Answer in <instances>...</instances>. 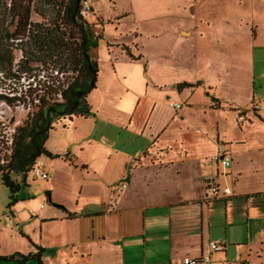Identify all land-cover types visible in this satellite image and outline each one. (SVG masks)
<instances>
[{"label": "crops", "instance_id": "crops-1", "mask_svg": "<svg viewBox=\"0 0 264 264\" xmlns=\"http://www.w3.org/2000/svg\"><path fill=\"white\" fill-rule=\"evenodd\" d=\"M188 35L191 37L192 33ZM215 54L218 60L223 56L219 51ZM141 56L134 62L120 58L112 65L104 51L103 62L108 69H105L106 81L98 82L96 78L94 89L98 91L91 89L87 93H90L87 104L90 115L74 116L68 127L61 129L68 139L78 136L74 148L78 157L66 147L60 150L45 147L67 158H48L53 176L46 179L48 191L44 202L39 204L37 213L31 215L33 229L17 227L21 236L19 246L8 252L0 246V256L33 254L37 246L43 249L42 264H183L184 258L201 256H208L210 261L212 253L208 245L213 242L210 239L213 216L214 219L224 212L228 219V214L233 212L231 202L245 201L242 215L246 222L259 218V210L251 203L264 195V179L255 170L258 168L253 163L255 157L239 156L237 146H244L247 141L244 135L233 139L234 144L229 142L228 148V137L218 123L214 133L213 128L210 129L211 112L223 114L224 110L218 98L211 96V87L204 88L206 99L197 95L204 102L210 100L203 113L207 121L198 126L205 134L197 137L194 134L191 142H180L189 132L186 127L191 124L190 109L181 106L175 110L169 104H180L182 89L201 88L204 82H184L185 86L178 90L171 88L170 81L176 77L179 81L185 75L198 78L202 73L179 68L184 63L178 65L177 61H183L184 53L177 52L174 62L168 65L159 61L164 58L162 55L157 56L155 65ZM135 72L137 76H133ZM218 76L221 83L223 76ZM97 92L101 95L99 100L94 99ZM193 93H187L188 100ZM164 101L168 102V107ZM139 114L143 118L140 122ZM99 122L125 129L148 146L134 153L117 148L115 140L107 134L95 132L94 127ZM239 128L243 134L244 125ZM53 131L58 132L57 129L50 132ZM47 139L49 142V135ZM218 145H222L231 161L227 168L212 162ZM262 152L264 156V148ZM77 159L82 160L81 164L76 165ZM208 161L213 166L208 165ZM113 162L121 167V179L127 185L114 187L104 182L109 181ZM127 165L129 174L125 177ZM71 166L80 169L76 183L72 181ZM59 167L64 169L63 174L58 173ZM204 181H213L220 189H229L231 194L218 199L207 198ZM221 181H232V187L222 185ZM219 203H224V209L221 210ZM263 240L264 233H258L252 243H239L236 247L240 251L246 248L247 256L251 247L257 249L255 255L259 260ZM225 249L226 245L218 252ZM239 264L249 263L242 260Z\"/></svg>", "mask_w": 264, "mask_h": 264}, {"label": "rangeland", "instance_id": "rangeland-1", "mask_svg": "<svg viewBox=\"0 0 264 264\" xmlns=\"http://www.w3.org/2000/svg\"><path fill=\"white\" fill-rule=\"evenodd\" d=\"M32 5L41 4L33 0ZM92 6H94V12L83 21L88 33L98 38V46L91 48L87 54L90 63L96 64L97 70L99 68L96 76L98 82L106 81L104 75L107 67L103 62L104 51L109 55L112 65L120 58L134 62L127 56L124 47H128L134 58L143 55L152 63L154 62V65L159 55L164 56L159 61L168 65L174 62V55L177 52L184 53L183 61H177L178 65L181 62L184 63L179 68L184 67L187 71L202 73V75L198 78L185 75L179 81L177 77L173 78L170 81L171 88L176 89L178 84H184V82L194 84L198 80L203 81L204 85L201 88L182 89L180 105L182 109H190L191 124L186 127L189 132L184 134L180 142H191L195 137L205 134L198 126L207 121L203 118V113L206 111L205 106H209L210 100L207 99L204 102L197 95L199 93L200 97L206 99L204 88L211 87V96L218 98L224 110H222L223 114H219L221 111L211 112L210 129L213 128L211 130L214 133L218 123L219 129H222L228 137L226 142L228 148L229 142L234 144L233 139L244 135L247 141L244 146H237L240 149L239 156L243 159L255 157L253 163L258 167L255 170L259 171L260 177L264 179L262 152L264 148V0H94ZM45 9V17L31 12L32 24L28 27V34L10 42V45H13L14 55L12 73L14 74L18 64L24 60L25 53L37 55L42 60L48 59V61L44 64L28 63L25 68L28 70L24 74L15 73V78L9 79L5 77L9 73L8 68L1 67L4 69L0 74V95L14 100L9 105L0 101V165L5 163L4 156L11 153L12 144L10 145L9 141L10 139L13 141L19 127L32 120L40 121L41 119L36 117L37 113L41 111L45 117L48 107L54 110L50 112L63 111L62 106H57V104L65 103L59 91L66 89L70 84L79 82L81 71H83L79 65L76 66L81 70L79 73L73 70L74 63H79V57L73 51V44L77 40L68 39V37H70V31L76 34V29H71L63 23L60 26L56 23L54 28L56 12L53 9L55 8L48 5ZM7 23L8 21L5 26ZM14 26L9 27V30H14ZM55 29L59 31L58 33L63 32L64 38L68 39L69 44H66L65 48L52 51L46 46L35 45L31 40L32 36L42 33L44 35L45 30L52 32ZM189 32L192 33L191 37L188 35ZM215 51L222 52L221 59L216 58ZM50 54L53 58H48ZM135 75L137 76L136 72L133 76ZM218 75L223 76L221 83L218 82L220 78ZM130 80L134 81L133 78ZM41 88L49 89L46 95L47 104L43 108L34 99V96L41 95L42 92L39 91ZM96 91L98 88L94 89V92ZM191 91H194L193 97L188 100L186 95L188 92L190 95ZM97 93L94 94V99L99 100L101 95ZM124 97L126 98L127 95ZM88 98L90 93L85 98L87 104ZM163 103L168 107L167 101ZM121 105L126 107L125 104ZM51 116L49 142L47 139L45 147L53 150L66 147L76 155L74 148L77 147L78 136L68 139L61 129L67 128L69 121L79 115ZM142 119V114H139L138 121ZM239 125H244L243 134L240 133ZM56 129L58 132H50ZM94 130L107 134L115 140L117 148L130 153L148 146L142 139L133 136L125 129L106 126L99 122ZM48 161L47 157L41 155L32 168H39L50 178L53 176V171ZM81 162V159H77L76 165ZM208 165L213 166L209 161ZM120 169L119 164L113 162L109 181L104 182L114 187L121 184L127 185L121 179ZM222 169L220 166V172ZM71 170L74 172L72 181L76 183L80 169L71 166ZM57 171L59 174L64 173L61 167L57 168ZM128 172L129 165L125 167L123 176L127 177ZM11 179L20 183L22 181L21 176L13 174ZM25 181L27 186L21 183V189L17 193L19 201L9 206L11 193L2 184L0 175V246L5 252L19 246L18 238L21 236L18 228L33 229L30 224L31 215L37 213L38 206L44 202L45 192L48 191V180L34 179L30 172ZM221 184L232 187V181H221ZM45 204L47 207L48 203ZM218 205L221 210L224 209V203ZM245 205V201H232L230 208L233 212L228 214V219H225L224 212L222 216L215 215L214 219V216L212 217L210 239L214 243L225 241L226 249L225 252H213L209 256L210 261L205 264H239L242 260L248 261L249 264H264V247H261L263 253L260 254L259 260L255 255L257 249L251 247V252L247 256L246 248L240 251L236 247L239 243H252L258 233H264V195L251 203L252 207L259 210L260 216L257 220L246 222V218L242 215ZM26 264L37 263L30 261Z\"/></svg>", "mask_w": 264, "mask_h": 264}, {"label": "trees", "instance_id": "trees-1", "mask_svg": "<svg viewBox=\"0 0 264 264\" xmlns=\"http://www.w3.org/2000/svg\"><path fill=\"white\" fill-rule=\"evenodd\" d=\"M81 1V0H80ZM41 5L33 6V0H0V74L2 66H6L8 68V72L5 77L6 78H15V73L24 74L26 72V64L28 63H41L44 64L48 59H41V57L37 55H28L24 54V60L18 64L16 70L13 71V52L12 46L10 45L11 41H15L17 37H24L28 34V27H31L30 15L31 12L45 17V8L46 6H52L55 13V25L58 23L64 24L65 26L76 29L77 33L74 34L70 31L68 39H75V43L73 44V51L79 57V63H74V72L79 73L81 67L83 71H81L79 82H75L70 84L66 89L59 91L60 95L66 100L71 101L74 99L75 89L85 88L87 90H91L95 88L96 84V76H97V66L96 64H92V70L88 68L90 60L87 57L88 51L91 48H96L98 46V38L90 35L88 33L86 24L83 19L79 15L80 2L77 5V0H37ZM8 21L7 25L5 23ZM14 26V30L10 31L9 27ZM57 29L54 31H46L44 35H35L31 37V40L35 45H42L48 47V50L52 49H61L65 48L66 44H69L68 39L64 38V33L60 32ZM76 35V36H75ZM67 40V41H65ZM51 51V52H52ZM124 51L127 56L134 61H138L141 59V56H137L134 58L128 49V47H124ZM53 54V52H52ZM52 54L48 55V58H53ZM57 56V55H56ZM24 65V66H23ZM79 65V68L76 66ZM90 82H93V86H90ZM48 88H41L39 90L41 95L34 96V99L41 104V108H43L46 103V95L48 92ZM31 96V95H30ZM87 93L83 95V104L79 109L74 111L72 114H76L82 117H88L90 115V108L85 103V98ZM14 99L5 97L0 95V101H4L6 104H11ZM65 104H57L58 107H63ZM69 105V104H68ZM49 107L46 109L48 112ZM69 114V115H72ZM38 119H42L44 117L43 113L39 111L36 115ZM41 127L38 125V121H30V123L24 124L22 127L17 129V133L14 134L11 153L9 155L4 156V165H0V175L2 184L9 189L10 196V204L9 206H13L19 201L17 196L18 191L21 189V183L23 186H27L26 184V176L32 169L35 164L36 159L43 155L49 159H66V155L61 157L60 155L53 154L49 152L45 148V142L48 138V130H45L42 133H39ZM21 176L22 181L17 182L11 179V175ZM48 193V192H47ZM73 216V215H69ZM36 252L33 254L22 255L19 253H14L9 256H0V264H26L30 261H35L37 264H42L41 256L43 255V249L40 247H35Z\"/></svg>", "mask_w": 264, "mask_h": 264}, {"label": "built area", "instance_id": "built-area-1", "mask_svg": "<svg viewBox=\"0 0 264 264\" xmlns=\"http://www.w3.org/2000/svg\"><path fill=\"white\" fill-rule=\"evenodd\" d=\"M94 0H81L80 1V9H79V15L83 20L87 19V16L92 14V2ZM40 86V85H39ZM169 106L175 110H179L181 108V105L178 103H170ZM9 144H12V140L10 139ZM212 162L216 165H221L224 168H227L230 166L231 161L227 157L222 145H218L216 148V152L214 156L212 157ZM30 173L34 179H41L46 180L48 178L46 173H43L39 168H32L30 170ZM204 185L206 187V197L211 199H218L223 198L226 196H229L231 194L229 189H220L219 186L214 183L213 181H204ZM124 187V186H123ZM44 206H41V209H43ZM226 245L225 241H222L221 243H209L208 245V251L209 253L218 252L221 251ZM208 261V256H201L197 258H184L182 263L183 264H204Z\"/></svg>", "mask_w": 264, "mask_h": 264}, {"label": "flooded vegetation", "instance_id": "flooded-vegetation-1", "mask_svg": "<svg viewBox=\"0 0 264 264\" xmlns=\"http://www.w3.org/2000/svg\"><path fill=\"white\" fill-rule=\"evenodd\" d=\"M88 68H89V65H88ZM77 91H84L85 92L86 89L85 88H83V89L82 88H78V89H75L74 90V92H77ZM83 99H84L83 96H81L80 99H77L76 98V93H75L74 99H71L70 102L65 100V103H64L65 105L63 106L62 109H64V107L67 106L68 104H72L74 102H78L79 104H78L77 108L75 109V111H76L83 104ZM58 112L60 113V111H58ZM58 112L57 113H55V112H49V114L47 112V114L45 115V117L43 119H41L40 121H38V125L41 127V130H40L39 133H42V132H44L46 130V128L48 127V123L51 122V118H52L51 115H54L55 116V114H59Z\"/></svg>", "mask_w": 264, "mask_h": 264}, {"label": "water", "instance_id": "water-1", "mask_svg": "<svg viewBox=\"0 0 264 264\" xmlns=\"http://www.w3.org/2000/svg\"><path fill=\"white\" fill-rule=\"evenodd\" d=\"M79 2H80V0H77V5H79ZM89 69L92 70L91 63H89ZM90 86H91V87L93 86V82H90ZM184 86H185L184 84H180V85H178L176 88H177L178 90H180V89H182ZM89 91H90V90H87V91H85V92H84V91H77V92H76V98H77V99H80L81 96H83L84 94L88 93ZM78 104H79L78 102H74V103H72V104H69V105L65 106L64 109H63V111H61V112L59 113V115H60V116H66V115L72 114V113L75 111V109L77 108ZM51 110L54 111L53 109H49V110H48V114H49V112H50ZM49 126H50V123H48V127L46 128V130H48Z\"/></svg>", "mask_w": 264, "mask_h": 264}]
</instances>
